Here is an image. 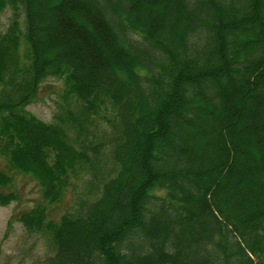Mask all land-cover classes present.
Masks as SVG:
<instances>
[{
	"label": "trees",
	"instance_id": "1",
	"mask_svg": "<svg viewBox=\"0 0 264 264\" xmlns=\"http://www.w3.org/2000/svg\"><path fill=\"white\" fill-rule=\"evenodd\" d=\"M7 5L0 154L46 202L69 171L96 169L103 144L87 124L113 113L102 115L114 167L92 173L99 194L55 222L43 204L18 215L26 232L49 234L52 252L31 264H264V0ZM49 77L63 90L47 123L25 106ZM12 199L0 192V204Z\"/></svg>",
	"mask_w": 264,
	"mask_h": 264
},
{
	"label": "rangeland",
	"instance_id": "2",
	"mask_svg": "<svg viewBox=\"0 0 264 264\" xmlns=\"http://www.w3.org/2000/svg\"><path fill=\"white\" fill-rule=\"evenodd\" d=\"M18 21L23 31V11L18 3ZM13 9L10 5L0 10V34L5 32L12 18ZM23 43V38H22ZM23 47V44H22ZM63 90L59 78L49 77L44 80L34 99L25 108L39 119L50 123L55 121L54 115L58 110V103H62L60 97ZM102 115L113 118L109 107L104 108L98 115H92L91 122L87 126L96 137V143L103 144L97 167L90 169L88 164L69 171V184L61 198L56 202H46L43 198L39 183L29 174L12 168L4 155L0 154V170L7 174L10 182L0 185L1 193L12 192L16 199L0 204V264H31L32 260L45 253L52 252L48 235L45 231L28 233L21 222L17 220L23 211H30L38 204H43L46 220L58 221L60 216L67 212H77L85 202L94 199L100 191L103 179L94 178L92 173L101 176H110V169L114 167L112 158L109 157V136L113 129L110 122ZM69 134L76 137L77 131L70 128ZM91 131L89 132V135ZM110 172V173H107ZM158 195H163L164 190H155Z\"/></svg>",
	"mask_w": 264,
	"mask_h": 264
}]
</instances>
